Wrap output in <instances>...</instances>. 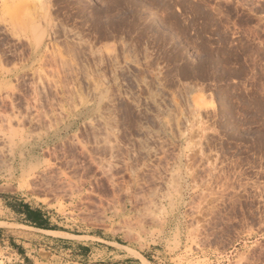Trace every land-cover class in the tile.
Returning a JSON list of instances; mask_svg holds the SVG:
<instances>
[{"label": "rangeland", "instance_id": "obj_1", "mask_svg": "<svg viewBox=\"0 0 264 264\" xmlns=\"http://www.w3.org/2000/svg\"><path fill=\"white\" fill-rule=\"evenodd\" d=\"M4 182L8 264H264V0H0Z\"/></svg>", "mask_w": 264, "mask_h": 264}, {"label": "crops", "instance_id": "obj_2", "mask_svg": "<svg viewBox=\"0 0 264 264\" xmlns=\"http://www.w3.org/2000/svg\"><path fill=\"white\" fill-rule=\"evenodd\" d=\"M17 192L10 182L0 184V203L2 208L0 211V257L2 259L6 258L5 262L7 264L8 259L11 260L10 258L19 255L13 248L15 242L18 241L15 235L17 232L12 230L10 225L17 224L36 231L53 230L69 233L66 230L54 227L50 223L49 212L25 201L21 203ZM37 223L40 226H37ZM49 235L58 238L56 240L59 242H61V238H65L54 234ZM25 255L29 256L27 253ZM2 259H0V262L3 261Z\"/></svg>", "mask_w": 264, "mask_h": 264}, {"label": "bare ground", "instance_id": "obj_3", "mask_svg": "<svg viewBox=\"0 0 264 264\" xmlns=\"http://www.w3.org/2000/svg\"><path fill=\"white\" fill-rule=\"evenodd\" d=\"M44 231L48 232V233L55 232V233H57L58 235H61V236H66L68 234L66 232H61V231H53V230H44ZM116 244L121 246V244H119V243H116ZM142 258H143L145 264H149V261H148V259L146 257L142 256Z\"/></svg>", "mask_w": 264, "mask_h": 264}, {"label": "trees", "instance_id": "obj_4", "mask_svg": "<svg viewBox=\"0 0 264 264\" xmlns=\"http://www.w3.org/2000/svg\"><path fill=\"white\" fill-rule=\"evenodd\" d=\"M37 226H40L39 223H37ZM57 228V227H56Z\"/></svg>", "mask_w": 264, "mask_h": 264}]
</instances>
